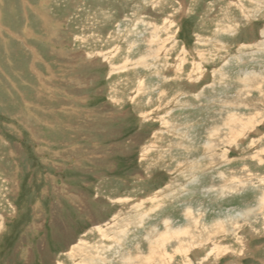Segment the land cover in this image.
<instances>
[{
    "label": "rangeland",
    "instance_id": "rangeland-1",
    "mask_svg": "<svg viewBox=\"0 0 264 264\" xmlns=\"http://www.w3.org/2000/svg\"><path fill=\"white\" fill-rule=\"evenodd\" d=\"M0 264H264V0H0Z\"/></svg>",
    "mask_w": 264,
    "mask_h": 264
},
{
    "label": "bare ground",
    "instance_id": "bare-ground-1",
    "mask_svg": "<svg viewBox=\"0 0 264 264\" xmlns=\"http://www.w3.org/2000/svg\"><path fill=\"white\" fill-rule=\"evenodd\" d=\"M254 76H255V75H254ZM247 78H248V77H247ZM255 78H256V77H255ZM243 82H244V81H243ZM246 83H248V82H246ZM47 90H48V89H47ZM164 95H165V94H164ZM160 96H161V95H160ZM236 96H237V95H236ZM161 98H162V97H161ZM158 99H159V98H158ZM238 100H239V99H238ZM163 101H164V100H163ZM177 101H178V100H177ZM234 102H235V101H234ZM229 104H230V103H229ZM239 105H240V104H239ZM164 106H165V105H164ZM228 106H229V105H228ZM227 108H228V107H227ZM229 112H230V111H229ZM218 113H219V112H218ZM220 114H221V113H220ZM228 114H230V113H228ZM231 117H232V116H231ZM244 120H245V119H244ZM228 121H229V120H228ZM237 121H238V120H237ZM238 122H240V124H241L243 121L241 120V121H238ZM238 122H237V123H238ZM227 124H229V123H227ZM243 124H244V122H243ZM246 124L249 125V122H246ZM225 125H226V124H225ZM235 125H236V124H235ZM168 128H169V127H168ZM224 128H225V127H224ZM229 128H230V127H229ZM247 129H248V128H247ZM218 130H219V129H218ZM243 130H244V129H243ZM229 131H230L229 134H231V130H229ZM220 132H221V131H220ZM246 132H247V131H246ZM240 133H242V132H240ZM212 134H213V135H212V138H213L212 140H213V141H211V142H212V144H213V143H214V138H216V139L219 138L218 135H219L220 133H218V132H216V133L214 132V133H213V132H212ZM215 135H216L217 137H216ZM190 142H191V141H190ZM210 147H211V146H210ZM185 149H186V147H185ZM225 156H226V155H225ZM228 162H229V161H228ZM227 173H228V171H227ZM224 175H225V174H224ZM221 176H222V175H221ZM219 177H220V176H219ZM221 179H222V178H221ZM221 186H222V185H221ZM223 187H224V186H223ZM209 190H210V189H209ZM205 192H206V191H205ZM191 214H192V213H191ZM191 214L189 213V211L187 212V215L190 216ZM238 214H239V213H238ZM192 218H193V216H192ZM169 220H170V218H169ZM171 222H172V221H168V219L166 220V223H165V224H166V228H168V229H167V234H166V235L164 234V235L161 237V240H163L165 237H167L168 233H170V234H174V233H175L174 229L171 228ZM175 234L180 235L181 233H180V232H177V233H175ZM173 236H174V235H173ZM167 238H168V237H167ZM171 238H172V237H171ZM171 241H172V240H171ZM171 241H170V242H171ZM163 244H164V243H163ZM90 259H91V258H90ZM91 260H92V259H91Z\"/></svg>",
    "mask_w": 264,
    "mask_h": 264
}]
</instances>
